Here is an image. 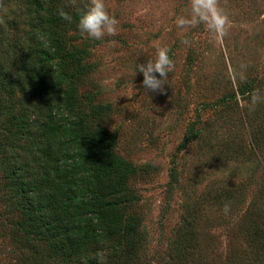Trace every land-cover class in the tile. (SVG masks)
<instances>
[{
    "label": "rangeland",
    "instance_id": "374dc122",
    "mask_svg": "<svg viewBox=\"0 0 264 264\" xmlns=\"http://www.w3.org/2000/svg\"><path fill=\"white\" fill-rule=\"evenodd\" d=\"M86 2L77 0L81 7ZM104 2L117 20V34L95 40L75 22L57 49L59 55L75 50L79 57L65 66L62 84L44 94L34 84L24 95L21 66L8 68L12 113L26 125L17 132L15 162L0 153V264H79L97 254L104 264H172L170 242L183 220L205 264H264V246L249 250L244 231L238 233L242 222L254 219L264 229V103L248 106L254 90L264 93V0H218L229 20L223 38L203 23L177 26V17L191 15L190 0ZM159 47L169 50L175 65L163 92L144 88L135 68ZM29 66L51 84L53 65ZM234 69L246 80H233ZM7 113L0 117V132ZM55 124L63 126L52 132ZM85 136L100 145L95 161H79L76 154L87 145ZM27 137L37 151L22 150ZM106 163L112 170L97 169ZM9 171L36 186L35 200L50 203L46 213L55 218L53 228L65 218L58 207L62 192L82 191L88 171L95 186L91 194L83 190L79 204L101 207L102 213L85 230L115 229L116 238H89L74 248V257L55 251L26 224ZM115 248L118 255L111 256Z\"/></svg>",
    "mask_w": 264,
    "mask_h": 264
},
{
    "label": "trees",
    "instance_id": "16d2710c",
    "mask_svg": "<svg viewBox=\"0 0 264 264\" xmlns=\"http://www.w3.org/2000/svg\"><path fill=\"white\" fill-rule=\"evenodd\" d=\"M44 0H31L28 5H18L16 0H0V117L6 112L8 115L6 117V122L4 124V129L0 132V153L8 154V161L15 162V148H17L18 143V131L25 127L23 120L19 117V114H14L12 111L14 107L13 95L15 89L12 82V74L9 72L8 68L11 65H16L18 63L21 66L23 76L20 77L21 80V91L23 94L27 95L30 91L29 87L36 84L37 89L40 94H44L45 91L51 90L54 86H59L62 84L67 76L63 74L65 71V66L67 63H76L79 61V57L76 56L75 50H67L64 55L58 54V48L64 46L63 37L65 33L73 26L78 20V14L76 11H72L71 16L73 17L71 22L63 20L58 14V7L64 6L61 2H43ZM18 11H26L28 16L21 18L17 15ZM44 11V17H36L30 15L31 12L38 15L40 12ZM66 11V10H65ZM34 55V57H33ZM31 56V57H30ZM31 62V63H30ZM35 66L41 65H53L54 74L50 79L51 84L40 78V75L36 70L30 68V64ZM45 97V96H43ZM41 97V98H43ZM46 108L48 111L53 109L49 106L46 101ZM27 109V108H25ZM62 124H55L50 128L52 132L56 131ZM71 126H74L72 124ZM67 132L71 135L74 132L73 129L68 128ZM26 134V132H25ZM44 138V135L42 136ZM37 143H41L42 140L35 139ZM45 140V138H44ZM27 141L31 142V137H27L25 141V146H21L22 150L37 151L32 144H27ZM46 141V140H45ZM84 146L82 152H76L79 161L88 160L95 161L99 157V152L101 148L98 143L93 144L94 139L92 136H85L82 138ZM42 149L41 146H39ZM72 153V151H71ZM75 155V154H74ZM21 168V166L18 164ZM112 164L106 163L103 166L97 165V169L101 170L102 173L112 170ZM17 175L15 171L7 172V177L14 185V194L18 196L21 204L22 210L26 217V224L30 229L33 230L34 234L44 237L49 241L55 251H59L63 256H75L77 251L74 249L78 244L86 242L89 238H103L106 235L116 238L118 232L115 229L103 230L99 229H87L85 227L89 222L97 219L102 213L101 207H96L94 209H88L79 204V197L83 190L87 194L93 193V188L95 186L93 180L94 177L90 175L88 171L83 174V183H85L84 189L76 187L72 190L63 191L58 203L59 209L64 213L65 218L58 227L53 228V219L50 217L46 211L49 202L41 199L35 200L36 186L28 183L26 180H22ZM62 176V179H65ZM95 179H98V173L95 174ZM115 204V202H112ZM52 218V219H51ZM254 218V217H252ZM256 218V217H255ZM249 218H246V220ZM187 220L181 222L180 227L175 231L174 237L171 240V245L169 247V258L172 264H205L202 260V254H199L196 250L197 244L192 238L191 227L187 226ZM254 221V222H253ZM251 222H243L240 224L241 230H238L245 239L246 244L250 249L256 251L259 244L264 246V229L260 228L258 225H254L256 220ZM258 226V227H257ZM115 255L117 256V248H115ZM120 250V249H119ZM124 250H122L123 252ZM71 256V257H72ZM257 256V254H256ZM256 256L253 257L256 259ZM103 259L101 254H97L91 259L81 258L78 261L79 264H99L98 261Z\"/></svg>",
    "mask_w": 264,
    "mask_h": 264
},
{
    "label": "clouds",
    "instance_id": "9594fccd",
    "mask_svg": "<svg viewBox=\"0 0 264 264\" xmlns=\"http://www.w3.org/2000/svg\"><path fill=\"white\" fill-rule=\"evenodd\" d=\"M66 7H72L76 10L78 28L81 32L86 33L88 37L101 40L105 35L115 36L117 34V20L109 14L104 0H87L82 7L78 5L77 0H67L64 6L58 7L57 14L63 20L71 22L73 17L65 11ZM190 8V16L177 17L176 24L178 27L186 28L203 23L216 37L223 38L229 20L227 15L219 8L218 0H190ZM184 43H187V41H184ZM174 67V62L169 56V50L166 47H159L153 59H148L145 64H137L135 68L143 74L142 84L144 88L163 92L165 79ZM246 67L247 65H241L242 69H246ZM232 79L244 81L246 76L243 72L238 74L234 69ZM259 103H264V93L260 89H256L250 94V104L248 106L253 107ZM244 106V104H241V107ZM223 211L227 215L230 211V204L225 203ZM98 262L104 264L103 259Z\"/></svg>",
    "mask_w": 264,
    "mask_h": 264
}]
</instances>
